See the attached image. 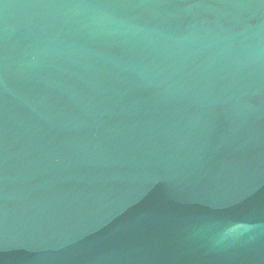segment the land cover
<instances>
[{
  "label": "water",
  "instance_id": "1",
  "mask_svg": "<svg viewBox=\"0 0 264 264\" xmlns=\"http://www.w3.org/2000/svg\"><path fill=\"white\" fill-rule=\"evenodd\" d=\"M0 264H264V0H0Z\"/></svg>",
  "mask_w": 264,
  "mask_h": 264
},
{
  "label": "clouds",
  "instance_id": "2",
  "mask_svg": "<svg viewBox=\"0 0 264 264\" xmlns=\"http://www.w3.org/2000/svg\"><path fill=\"white\" fill-rule=\"evenodd\" d=\"M249 230V226L246 224H236L232 228V232L235 233L237 236L242 235L244 232Z\"/></svg>",
  "mask_w": 264,
  "mask_h": 264
}]
</instances>
